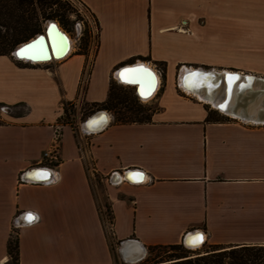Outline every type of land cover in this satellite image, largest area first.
Masks as SVG:
<instances>
[{
  "label": "crops",
  "instance_id": "1",
  "mask_svg": "<svg viewBox=\"0 0 264 264\" xmlns=\"http://www.w3.org/2000/svg\"><path fill=\"white\" fill-rule=\"evenodd\" d=\"M80 1L100 26L95 52L50 66L0 56V107L23 108L0 111V264L14 235L19 264L130 263L189 236L264 245V0ZM138 61L166 64L151 122L117 124L109 111L95 133L85 125L97 112L80 129L65 122V104L105 102ZM178 68L212 73L219 106L181 89Z\"/></svg>",
  "mask_w": 264,
  "mask_h": 264
},
{
  "label": "trees",
  "instance_id": "2",
  "mask_svg": "<svg viewBox=\"0 0 264 264\" xmlns=\"http://www.w3.org/2000/svg\"><path fill=\"white\" fill-rule=\"evenodd\" d=\"M69 5H72L69 0H0V56H12V52L18 45L42 34L44 31L43 23L47 20H55L59 22L62 28L66 29L69 25V15L66 12V6ZM40 6L45 9L43 13L38 9ZM55 6L56 8H54ZM48 9H50L49 13L46 11ZM98 27L100 30L99 23ZM87 33L90 34L89 29L85 30L82 40ZM165 65L163 62H157L158 69L166 71ZM117 85L122 86L113 79L108 99L103 103L91 104V111L87 117L96 112L109 111L114 115V120L117 124L151 122L155 110L138 104L139 102L141 103V100L137 95L136 87L126 86L133 88L135 100L133 102L121 97L117 92ZM68 105L70 103L64 106L65 113L63 118L67 124H72L73 126ZM136 105H139V108H136ZM119 107H123V109H119ZM118 109L119 111L117 112L116 110ZM145 113L148 114L143 116V118H137ZM208 120L220 121L221 119L210 112ZM111 220L113 223L112 217ZM13 239L11 238L8 243V253L11 258V264H19V238ZM210 247L211 250L200 252V250L187 249L184 243L169 246H152L149 247V254L145 262L147 264H264V245L242 247L212 245ZM169 249L173 252L168 251Z\"/></svg>",
  "mask_w": 264,
  "mask_h": 264
},
{
  "label": "bare ground",
  "instance_id": "3",
  "mask_svg": "<svg viewBox=\"0 0 264 264\" xmlns=\"http://www.w3.org/2000/svg\"><path fill=\"white\" fill-rule=\"evenodd\" d=\"M47 27H48V29H47ZM58 27H59V31H63L67 35V33L64 30H62L60 25H58ZM45 31H46L47 40L49 41V45L51 48L50 50H51V53L53 55L51 60H54V56H56L57 58H61L65 55L64 57H66L71 51V40H70L69 36L67 35V38H65V37L58 35V33L56 32V28H54V26H53V23H50V24L48 23ZM23 47H24V44H22L19 48L22 49ZM36 52L37 53L40 52L41 54L40 55L39 54L34 55V53L36 54ZM20 55L27 58V59L25 58L24 61H28L29 57L37 58V59H44V60H40V61H47L45 57L48 56V51H47V46L44 42V39H41L38 42L36 48L30 50L28 53H21ZM139 64L141 65V62ZM145 67L152 69V67H150L148 64H146ZM183 70L184 71L181 74V86L184 88V90H186L187 92H190V93H194L202 101H209L210 100L212 103H214L215 106H219V104H218L219 101L217 102L215 99H211V98L207 97V92H206L207 76L204 74L205 72L201 71V70H196L194 68L193 69L185 68ZM122 73H124L123 79L126 80L129 74L127 72H124V71ZM117 76L119 77L118 74H117ZM155 76L157 77V82H158L155 91L153 90L154 87H152V86L146 87L141 82L142 80L138 74H137L136 79L134 80V82H140L141 83V84L137 85L138 86L137 87L138 92L140 95H142V93H143L142 96H144V97L147 95H151V97L145 101L151 100L156 95L157 91L159 90V87L161 85L160 84L161 80H160V77L157 76V74H155ZM184 80H185V85L183 82ZM194 83L198 84V86L203 88V89L194 90L192 87ZM152 92H153V94H152ZM101 115L104 116V115H106V113L102 112L101 114H97V115L91 117L89 119V121L86 123L85 129L89 130V131H100L104 127V125L106 123L105 122L106 119L99 121V123L96 122L95 120H98L101 117ZM189 238H190V236L187 238V245L192 249L201 247L204 243V236H202L197 243H193V241L192 242L189 241ZM130 263H135V262H130Z\"/></svg>",
  "mask_w": 264,
  "mask_h": 264
},
{
  "label": "rangeland",
  "instance_id": "4",
  "mask_svg": "<svg viewBox=\"0 0 264 264\" xmlns=\"http://www.w3.org/2000/svg\"><path fill=\"white\" fill-rule=\"evenodd\" d=\"M54 8H56V6ZM38 9L42 13L45 11V9H43L41 6ZM46 11L49 13L50 12V9H48ZM66 12L69 15V25L66 27V29L62 28L61 26L60 27L67 33V35L69 36V38L71 40V51H70V53L65 58L71 57V56H73L75 54H88L89 49H90V44H91L90 39H91L92 36H90V34L87 33L85 35V38L82 40L80 46H78L77 41H76V38L78 37V35L80 34V32L81 31L83 32L85 30V26L82 24V16L77 12L76 8L74 6H72V5L71 6L70 5L69 6H66ZM47 21H49V20H47ZM47 21H45L43 23V26H42L43 27V30L45 28V25H46ZM57 23L59 24V22H57ZM95 33H96V35L98 33V31L96 29H95ZM13 52H12V54H13ZM52 62L53 61L45 62V63L43 62V63H40V64H42L44 66H50V65H53ZM159 71H161V73H162V75H161V82H160L161 85H160L159 90L157 91L156 95H158L159 93H161L165 89V85H166V71L164 69H159ZM163 75H165V76H163ZM180 75H181V68H178L177 74H176V77H175L176 84H177V82H179ZM126 86H130V85H126V84H124L122 86H118L117 85V87H118L117 92L121 95V97L127 98V99L135 102L134 95H133V88L126 87ZM177 90L180 93H182V91L180 90L179 87H177ZM138 104H141L142 106H144L146 108H149L151 110H155V105L153 104V99H151L149 101H145V100L142 101L141 100V103L139 102ZM74 105H75L74 103H70V105H68L69 106V113L71 112V114L72 115H75L77 119L80 118L82 121H84L86 119L87 115L89 114V112L91 111V106L84 105L83 106L84 108H82L80 111H78ZM135 107L136 108H139V105H136ZM119 109H123V107H119ZM119 109L116 110V111L118 112ZM17 110H20L21 111V110H23V108H21V109L18 108V109H15V110L12 109V108H10L9 112H11V111H17ZM125 112H127V111H125ZM146 114H148V113H145L144 115H140L137 118L138 119H141V118H143V116H146ZM2 116L3 115H0V118H2ZM0 123H1V121H0ZM107 207L109 208V210H108ZM104 211H105V217H104V219H105V222H106L108 231L111 234L112 233V222H111L112 221L111 220V217L112 216H111L110 207H109V205L107 203H105ZM13 238H14L13 240H15L16 239V235H14ZM187 249H189V248H187ZM189 250H193V251H195V250H198L199 251L200 250V252H205V251L211 250V247H210V245H207V246H204L203 248L202 247L201 248L198 247V248H193V249H189ZM162 251H166V250H162ZM168 251L173 252L171 249H169ZM148 254H149V248H148V253H147V255H146V257L144 259H142L140 261H137L135 263H127V262H123V261H118V264H147L145 262V260H146V258L148 256Z\"/></svg>",
  "mask_w": 264,
  "mask_h": 264
},
{
  "label": "water",
  "instance_id": "5",
  "mask_svg": "<svg viewBox=\"0 0 264 264\" xmlns=\"http://www.w3.org/2000/svg\"><path fill=\"white\" fill-rule=\"evenodd\" d=\"M50 24V23H53V26H54V28H56V32L58 33V35H60V36H62V37H65V38H67V35L63 32V31H59V27H58V23L56 22V21H54V20H49V21H47V23H46V25H45V28H44V31H43V33L42 34H40V35H37L35 38H33V39H31L30 41H28V42H26V43H24V47L23 48H26L28 45H31V44H34V43H37V42H39L41 39H44V42H45V44H46V46H47V51H48V56L47 57H45L46 58V60L47 61H40V60H44V59H37V58H32V57H29L28 58V61L29 62H31V63H43V62H50V61H58V60H63L65 57V55L63 56V57H61V58H57L56 56H54V60H51L52 59V57H53V55H52V53H51V48H50V45H49V41L47 40V37H46V31H45V29H46V26H47V24ZM57 23V24H56ZM47 29H48V27H47ZM63 30V29H62ZM22 45V44H21ZM21 45H19L15 50H14V52H13V55L17 58V59H19V60H24L26 57H24V56H22V55H18V53L20 52V46ZM22 48V49H23ZM40 55L41 53L40 52H36V54L34 53V55ZM66 54V53H65ZM27 59V58H26ZM141 62V65L139 64ZM145 65H146V63L145 62H142V61H138V62H135V63H131V64H127V65H125V66H122L119 70H118V75H119V77H116L117 78V80L119 81V82H121V83H123V84H127V85H130V86H135L136 87V92H137V95H138V97L140 98V100H147L148 98H150L151 97V95H147V96H142V95H140L139 94V92H138V84H141L140 82H133V83H128V82H125V80L121 77V73L125 70V69H146L147 70V72L146 73H138V75L140 76V78H141V82L146 86V87H154V91H155V89H156V87H157V84H158V82H157V77L155 76V74H157V76H159V74H158V72L154 69V68H152V69H150V68H147V67H145ZM185 69V68H184ZM196 70H201V71H204L205 73V75L206 76H208V78H210L211 76H212V73H210L209 71H207V69H204V68H198V69H196ZM183 69L181 70V74L183 73ZM180 77H181V75H180ZM184 82V85H185V80L183 81ZM178 85H179V87L181 88V89H183L182 87H181V84H180V78H179V82H178ZM184 90V89H183ZM185 91V90H184ZM152 94H153V92H152ZM155 97V96H154ZM153 97V98H154ZM102 112H97L96 114H94V115H97V114H101ZM88 132H91V133H95V132H97V131H89V130H87ZM184 244H185V246L187 247V248H189V249H192V248H190L188 245H187V239H185V241H184ZM144 256H141V257H139V258H135V259H132V260H129L130 262H137V261H140L142 258H143Z\"/></svg>",
  "mask_w": 264,
  "mask_h": 264
},
{
  "label": "built area",
  "instance_id": "6",
  "mask_svg": "<svg viewBox=\"0 0 264 264\" xmlns=\"http://www.w3.org/2000/svg\"><path fill=\"white\" fill-rule=\"evenodd\" d=\"M69 1L76 8L77 12L82 16V24L85 26V30L87 28L90 30V34L92 36L90 39V41H91L90 48L92 49V52H95L96 47H97V43H98L99 31H100L99 27H98L97 19L91 13V11L88 9V7L83 2H81L80 0H69ZM95 29L98 31L97 35L95 33ZM85 30L83 32L81 31L80 34L78 35V37L76 38L78 46L81 45L82 38L85 34ZM90 67H91V65L89 64L87 69L85 70V72L83 74V78L81 79L82 90L85 89V87L87 86L89 76H90V73H89ZM156 71L158 72L159 76L162 75V73H161V71H159V69H156ZM9 110H10V107H7V106H1V108H0V111H2L4 113H8ZM70 114H71V112H70ZM84 121H82L80 118L77 119L75 115L71 114V122L78 129L81 128V125H83ZM60 136H61V133L59 130H57L56 135H55V148H54L55 150H53L51 152H47L45 154V157L47 159H49L50 161H52V162L47 163L49 168H51L54 165L53 161L54 162H55V160L57 161V157L54 153L56 152V149L58 148ZM89 172L91 173V176L93 178H96V171H95V168L93 166L89 167ZM103 216L105 217V211L104 210H103Z\"/></svg>",
  "mask_w": 264,
  "mask_h": 264
},
{
  "label": "snow or ice",
  "instance_id": "7",
  "mask_svg": "<svg viewBox=\"0 0 264 264\" xmlns=\"http://www.w3.org/2000/svg\"><path fill=\"white\" fill-rule=\"evenodd\" d=\"M37 44H38V42L31 44V45H28L26 48L21 49L20 52L18 53V55L21 53H28L30 50L36 48ZM124 72H127L129 74L127 79L125 80V82L132 83L136 79L138 73H146L147 70L146 69H125ZM121 77L122 78L124 77V73H121ZM142 95H143V93H142ZM105 119H106V117H101V120H105ZM29 216H30V218H32L31 214H29Z\"/></svg>",
  "mask_w": 264,
  "mask_h": 264
}]
</instances>
